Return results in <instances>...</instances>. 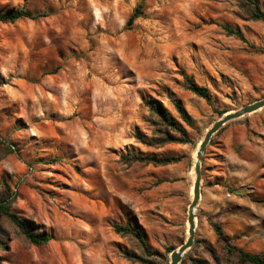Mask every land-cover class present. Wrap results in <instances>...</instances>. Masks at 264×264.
Instances as JSON below:
<instances>
[{
    "label": "rangeland",
    "instance_id": "rangeland-1",
    "mask_svg": "<svg viewBox=\"0 0 264 264\" xmlns=\"http://www.w3.org/2000/svg\"><path fill=\"white\" fill-rule=\"evenodd\" d=\"M241 3L0 0V13L42 15L0 21V194L52 236L33 244L0 218V264H169L188 236L207 130L264 98V21ZM169 131L189 141L163 143ZM169 156L181 159L158 163ZM201 168L194 243L180 264H253L240 252L264 257V107L215 133ZM128 222L146 246L115 232Z\"/></svg>",
    "mask_w": 264,
    "mask_h": 264
},
{
    "label": "trees",
    "instance_id": "trees-1",
    "mask_svg": "<svg viewBox=\"0 0 264 264\" xmlns=\"http://www.w3.org/2000/svg\"><path fill=\"white\" fill-rule=\"evenodd\" d=\"M241 1H242L241 9L244 11V13H246L249 19L264 21V10L261 9L259 0H241ZM142 7H143V4H140L136 7L135 11L128 19L129 25H131L135 21L136 18H138L140 15L143 14ZM41 16H42L41 14H33L32 12L25 9L24 7H17V8H12L4 13H0V21L3 23H13L20 19H26V18L36 19ZM221 26L229 34L243 37L242 32L235 27L231 25H225V24H222ZM189 89L193 91L195 94L210 101V96L206 88L200 87L194 83H191L189 85ZM148 103L150 104V107L152 110L160 111L158 119H160L164 125L171 127L173 129L179 130L185 135V137H187V133L185 129L182 126H180V124L174 118H172L170 114L166 110H164V108L159 107L160 105L158 101L151 100ZM165 134H166V138L163 140V143L188 142L189 141L187 138L179 139L173 136L170 133V131L166 132ZM160 145H163V144H160ZM180 159L181 157L169 156V157L163 158L161 162H158V163L168 164V163L179 161ZM2 217L8 218L19 229L20 233L24 235L33 244H36V245L46 244L52 239V236L46 232H40V231H35L34 229H31L27 221L21 218L16 212H14L11 209V198L9 195L0 194V218ZM214 227L216 229V232L219 235V239L225 241L226 238L223 234L221 225L215 224ZM114 230L116 233H119L122 236H127L131 240L141 243L143 246L147 245L145 233L140 228H138L136 225L132 224L131 222H128L127 224H115ZM240 257L242 261H245V262H250L253 264H264V257L258 254H250L245 251H241ZM138 259L140 261L145 262V260H143L142 258H138Z\"/></svg>",
    "mask_w": 264,
    "mask_h": 264
},
{
    "label": "water",
    "instance_id": "water-1",
    "mask_svg": "<svg viewBox=\"0 0 264 264\" xmlns=\"http://www.w3.org/2000/svg\"><path fill=\"white\" fill-rule=\"evenodd\" d=\"M264 107V98L256 100L252 103H249L235 111L226 112L221 118L215 121L212 126L207 130L203 140L201 141L199 148L196 154V162H195V182H194V195L193 200L189 207L188 214V236L186 240L176 249H174L170 254L169 264H180L182 257L185 253L193 246L194 237H195V211L196 207L200 201L202 194V160L204 157V153L208 144L210 143L213 135L217 133L222 127H224L230 121L239 119L247 114L253 113Z\"/></svg>",
    "mask_w": 264,
    "mask_h": 264
},
{
    "label": "bare ground",
    "instance_id": "bare-ground-1",
    "mask_svg": "<svg viewBox=\"0 0 264 264\" xmlns=\"http://www.w3.org/2000/svg\"><path fill=\"white\" fill-rule=\"evenodd\" d=\"M196 162V161H195ZM195 223H196V219H195ZM189 227V226H188Z\"/></svg>",
    "mask_w": 264,
    "mask_h": 264
}]
</instances>
